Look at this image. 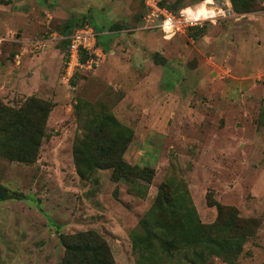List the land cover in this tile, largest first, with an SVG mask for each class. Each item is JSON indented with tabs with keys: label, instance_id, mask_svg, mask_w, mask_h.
Wrapping results in <instances>:
<instances>
[{
	"label": "rangeland",
	"instance_id": "1",
	"mask_svg": "<svg viewBox=\"0 0 264 264\" xmlns=\"http://www.w3.org/2000/svg\"><path fill=\"white\" fill-rule=\"evenodd\" d=\"M154 1L175 11L203 3ZM246 4L236 12L231 0H215L224 15L189 28L201 30L192 40L189 29L166 39L147 28L144 0H0L3 120L21 113L33 132L23 146L0 125L9 197L0 201V264H66V245L78 242L106 248L111 264H137L133 240L151 212L201 225L191 238H203L206 258L169 257L151 240L143 264H264V0ZM81 27L104 57L65 81L67 38ZM101 115L131 133L114 154L132 168L124 179L103 167L112 158L104 151L83 177L73 164L76 144L87 142L81 156L95 158L93 145L114 132L94 137ZM36 131L32 161H21ZM167 202L172 216L152 210ZM234 239L237 253L216 248Z\"/></svg>",
	"mask_w": 264,
	"mask_h": 264
},
{
	"label": "trees",
	"instance_id": "2",
	"mask_svg": "<svg viewBox=\"0 0 264 264\" xmlns=\"http://www.w3.org/2000/svg\"><path fill=\"white\" fill-rule=\"evenodd\" d=\"M247 0H241V6L237 7L236 1L231 0V6L232 9L236 12L238 11H244L247 9ZM158 5L160 7L166 8L168 11L177 12L173 10L176 6H167L163 3H159ZM199 5V4H198ZM210 6V5H209ZM197 7V5H196ZM213 7V5H211ZM215 7V6H214ZM188 8V7H187ZM240 9V10H239ZM117 28V27H115ZM191 30V38L196 39L197 33L199 28H193L189 29ZM96 46H98L96 44ZM155 58H158L157 54H153ZM85 60V57L80 56V63H83ZM41 104H45L44 102H41ZM5 108L0 106V121L1 126L7 127L10 129V133L13 134L14 140H19L20 144L23 145L26 139H30L32 137V131H30L31 124L29 122L28 118H24L21 113L18 112H12L7 114L6 118L3 120ZM25 119L24 121H22ZM112 126L114 127V132H112L108 136V140H105L104 143H93L94 145V152L96 157L95 158H82L81 153L84 155L88 154V145L84 142L76 144L73 152V164L77 168L78 175L80 177H83L82 170L93 169V165H97V158L99 157V153L104 151L109 159V157H112L109 159L110 164L103 166L105 168L110 167L112 169L113 175L116 179H124L123 174H129L132 172L131 166L124 164L122 161L120 162V159L115 160L114 154L118 155L117 151L115 150L116 147L121 146L118 144V142L122 143L124 141V144L127 143L130 139L131 133L130 131L122 126H119L118 123L113 119V117L106 115V117H103L101 115L97 120L93 121V128H94V137H97L103 133V129L106 127ZM30 131V132H29ZM104 134L106 132L104 131ZM40 131H36V133L33 136L34 141L25 146V148H22L21 154V161H32V154L36 152V149L38 147V142L40 140ZM24 146V145H23ZM78 149V150H76ZM30 152V156L27 155V152ZM99 151V153H98ZM97 152V153H96ZM123 153V151H121ZM113 159V160H112ZM19 161V160H18ZM117 163L115 164V162ZM15 195L16 197H20L18 194H12V196ZM8 197V191L0 186V201H4ZM21 199V198H17ZM169 202L164 206L163 204L159 203L158 205H155L152 210H157L158 212H165L164 214L168 217L172 216L171 214V206L168 205ZM167 208V209H165ZM165 210V211H164ZM154 213H146L144 220L140 222V224L143 226V228L146 229L145 235L142 237H134L136 241L133 245V251L137 254L136 263L137 264H143V262L147 261V256L152 257V254H150L151 250V240H153L156 243L157 249L159 253H164L166 256L171 257L173 254H180L182 255V258L186 259L187 261H191V257L194 256L198 261L197 263H200L201 260L206 258V253L204 249L201 246V241L203 240L202 237H198L197 239H192L191 234L195 233V229L200 230L202 227L199 224H194L191 226L183 227L179 221L178 218L174 220V218L169 221H164V219H156L153 218ZM171 220V221H170ZM152 224L155 228H159L160 230L155 232L152 226H149ZM144 229V230H145ZM236 241L232 242L230 245L226 241H221V243L217 244V247H229L231 249V252H238L237 248H239V242L237 239H234ZM101 245V244H99ZM194 247V248H193ZM235 247V248H234ZM68 252V258H66V264H111L107 260V252L106 248H93L90 246H86L83 242H78L76 244L72 245H66L65 247ZM197 248V249H195ZM188 249H191V253L188 251ZM100 250V251H99ZM149 253V254H148ZM148 254V255H147ZM196 263V264H197Z\"/></svg>",
	"mask_w": 264,
	"mask_h": 264
},
{
	"label": "built area",
	"instance_id": "3",
	"mask_svg": "<svg viewBox=\"0 0 264 264\" xmlns=\"http://www.w3.org/2000/svg\"><path fill=\"white\" fill-rule=\"evenodd\" d=\"M145 15L144 21L147 23V28L150 25L157 27L165 34L160 25L166 18H171L174 25L173 32L175 34L183 33L185 30L201 25V21L197 22L195 26L186 22L185 17L180 14V10L177 12H170L166 8L160 7L154 0H144ZM89 42H86L87 39ZM37 46V45H36ZM37 48V47H36ZM84 55L85 60L80 64V56ZM104 57V54L100 48L95 44L91 29L79 28L75 30L67 38L66 45V61L64 62L62 79L69 81L72 75L79 67L89 70L91 67L96 66L97 62Z\"/></svg>",
	"mask_w": 264,
	"mask_h": 264
},
{
	"label": "clouds",
	"instance_id": "4",
	"mask_svg": "<svg viewBox=\"0 0 264 264\" xmlns=\"http://www.w3.org/2000/svg\"><path fill=\"white\" fill-rule=\"evenodd\" d=\"M214 4H215V0H203V3L198 5L195 11L192 8H185L180 10V14L185 17L186 22L195 26V24L201 20L212 19L218 14L224 15L223 10H219L218 12L215 7L213 8L207 7L208 5H214ZM213 23H215V20H213ZM160 27L165 32L166 39H171L172 36L175 34L173 32L174 25L170 17L166 18L164 22L160 25Z\"/></svg>",
	"mask_w": 264,
	"mask_h": 264
},
{
	"label": "water",
	"instance_id": "5",
	"mask_svg": "<svg viewBox=\"0 0 264 264\" xmlns=\"http://www.w3.org/2000/svg\"><path fill=\"white\" fill-rule=\"evenodd\" d=\"M195 66H196V61L194 59L190 60L189 62L185 64V68L188 70H193Z\"/></svg>",
	"mask_w": 264,
	"mask_h": 264
},
{
	"label": "bare ground",
	"instance_id": "6",
	"mask_svg": "<svg viewBox=\"0 0 264 264\" xmlns=\"http://www.w3.org/2000/svg\"><path fill=\"white\" fill-rule=\"evenodd\" d=\"M214 18V17H213ZM209 20V19H208ZM201 21H205V20H201Z\"/></svg>",
	"mask_w": 264,
	"mask_h": 264
}]
</instances>
